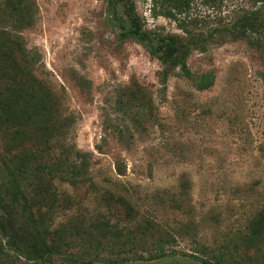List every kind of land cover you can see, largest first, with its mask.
I'll use <instances>...</instances> for the list:
<instances>
[{
  "label": "rangeland",
  "instance_id": "374dc122",
  "mask_svg": "<svg viewBox=\"0 0 264 264\" xmlns=\"http://www.w3.org/2000/svg\"><path fill=\"white\" fill-rule=\"evenodd\" d=\"M5 1L21 7L17 27L6 29L38 63L30 82L16 85V47L0 40V153L11 168L52 165L40 134L55 101L75 118L67 143L89 155L90 180L77 188L45 171L29 180L39 229L63 249L48 264H75L70 254L94 264H204L220 255L224 264H264V216L255 220L264 210V54L243 41L192 51L187 67L214 72V86L199 92L171 77L162 90V64L119 38L106 0ZM159 1L123 2L144 29L183 36ZM256 7L264 3L223 0L217 13L198 0L188 14L228 23ZM117 12L125 16L124 6ZM255 232L261 239L250 243ZM157 243L167 256L140 252ZM0 244V264H36Z\"/></svg>",
  "mask_w": 264,
  "mask_h": 264
},
{
  "label": "trees",
  "instance_id": "16d2710c",
  "mask_svg": "<svg viewBox=\"0 0 264 264\" xmlns=\"http://www.w3.org/2000/svg\"><path fill=\"white\" fill-rule=\"evenodd\" d=\"M124 0H106L107 8L111 11L113 20L119 30L121 40H135L148 54L157 59L163 66L159 74V83L162 90L171 77L184 78L199 92L209 90L214 86L216 76L214 72L194 73L187 67L186 59L192 51L205 52L211 46H220L228 41H243L251 48L264 54V10L256 7L249 10H241L238 16H234L228 23L220 15L216 14L213 21H204L203 18H190L189 10L191 4L198 0H160L163 9L159 14L177 22L183 36L156 35L154 32L144 29L137 15L124 4ZM205 4L220 12L223 0H203ZM264 0H254V4ZM123 5L125 16L117 12L118 6ZM21 12L20 4H11L0 0V40L10 42L17 51L21 68L15 72L18 86L30 82L34 73L33 65L38 59L30 57L22 43L13 39L12 32L6 29V25L17 27L15 16ZM186 14V15H185ZM184 15L180 20L178 17ZM35 83L41 90L48 92L41 84L42 79L35 75ZM49 96V95H48ZM145 93L135 94L137 100L145 98ZM149 100V99H148ZM58 104L52 102L44 108L41 118V136L44 137L46 151L53 153V163L48 166L37 164L24 168H11L10 161L0 153V239L5 240L7 247L17 255H21L36 264H48L52 256L64 255L59 244H55L47 231L39 229L38 222L41 215V204L35 200L37 195L35 185L30 184V179L35 178V173L45 171L51 181L58 179L62 183L77 188L86 184L89 179V155L79 152L75 145L67 143L70 133L75 125V118L72 115H65L61 112ZM32 187V190L29 188ZM264 216V210L257 214ZM16 219L22 221L18 224ZM255 226V225H254ZM76 228V225H73ZM116 234V233H115ZM250 238V243H258L259 233ZM60 243L63 237L59 236ZM3 251L2 244H0ZM140 252L149 254L150 259L167 256L163 245L157 243L153 250L144 248ZM143 259L144 256H138ZM70 261L75 264H94L92 259H79L71 254ZM195 259H198L195 257ZM110 264H118L116 260H108ZM204 264H224L222 255L214 256L213 260L203 259Z\"/></svg>",
  "mask_w": 264,
  "mask_h": 264
}]
</instances>
